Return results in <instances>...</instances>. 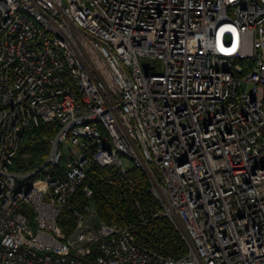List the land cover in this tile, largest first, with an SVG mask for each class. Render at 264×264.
<instances>
[{
  "label": "built area",
  "instance_id": "1",
  "mask_svg": "<svg viewBox=\"0 0 264 264\" xmlns=\"http://www.w3.org/2000/svg\"><path fill=\"white\" fill-rule=\"evenodd\" d=\"M56 121L45 164L12 171ZM92 165L142 170L188 252L93 204L68 236ZM0 264H264V0H0Z\"/></svg>",
  "mask_w": 264,
  "mask_h": 264
},
{
  "label": "trees",
  "instance_id": "2",
  "mask_svg": "<svg viewBox=\"0 0 264 264\" xmlns=\"http://www.w3.org/2000/svg\"><path fill=\"white\" fill-rule=\"evenodd\" d=\"M59 130L58 121L31 127L11 170L28 173L41 168L50 154V140L57 136ZM66 161L64 158L58 167H48L38 172L33 180L47 174H60L66 168ZM85 186L93 189V197L87 198L81 188L59 219L68 236L74 230L75 213L85 212L86 207L93 204L100 218L108 225L133 226L140 245L174 259L182 258L188 252L184 239L169 219H153L152 215L159 206L149 191V181L142 170L133 167L126 177H121L117 172L92 165ZM145 220L147 224H144Z\"/></svg>",
  "mask_w": 264,
  "mask_h": 264
},
{
  "label": "rangeland",
  "instance_id": "3",
  "mask_svg": "<svg viewBox=\"0 0 264 264\" xmlns=\"http://www.w3.org/2000/svg\"><path fill=\"white\" fill-rule=\"evenodd\" d=\"M253 87L252 86H249L248 90L249 91H252Z\"/></svg>",
  "mask_w": 264,
  "mask_h": 264
},
{
  "label": "water",
  "instance_id": "4",
  "mask_svg": "<svg viewBox=\"0 0 264 264\" xmlns=\"http://www.w3.org/2000/svg\"><path fill=\"white\" fill-rule=\"evenodd\" d=\"M144 66H145V68H149V65L148 64H145Z\"/></svg>",
  "mask_w": 264,
  "mask_h": 264
}]
</instances>
